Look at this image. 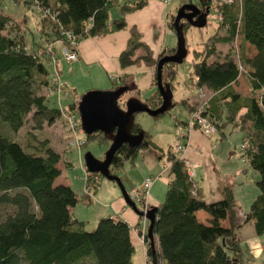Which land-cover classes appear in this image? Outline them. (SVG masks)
Here are the masks:
<instances>
[{"label": "trees", "instance_id": "obj_1", "mask_svg": "<svg viewBox=\"0 0 264 264\" xmlns=\"http://www.w3.org/2000/svg\"><path fill=\"white\" fill-rule=\"evenodd\" d=\"M35 1L53 12L54 20L39 16L37 29L41 35L31 40V45L26 43L19 21L0 11V121L10 130L17 129L31 108V119L36 127L43 120L50 123L61 116L60 106L49 105L47 95L36 92L48 82L44 42L61 37L60 29H69L77 41L85 35H100L121 28L123 14L146 3V0L131 3ZM111 8L117 11L116 15H109ZM220 12L221 19L217 20L214 30L200 41L198 49L191 50L190 79L212 91L208 112L215 117L217 126V118L223 111L230 125L242 132L241 154L247 156L248 165L258 173L255 179L258 192L244 211L235 203L228 185L220 187L219 198L205 201L186 174L185 160L167 145L164 154L169 178L162 198L155 204L151 221L157 249L152 248L150 239L142 231L146 264H150L152 257L155 264H159L158 260L160 264H243L237 256L226 252L235 245L236 228L251 219L255 233L264 231V0L221 3ZM184 26H188L185 21L182 28ZM128 31L126 44L117 54L120 66L139 59L154 64L158 55L173 48L160 47L151 57L147 45L138 38L135 26L131 25ZM237 33L254 48L251 55L242 57V62L232 48ZM219 40L224 41L229 50L220 60H206ZM138 46L143 53L131 57ZM237 62L243 64L249 95H241L230 86L240 72ZM161 72L170 81L174 76L173 63L164 62ZM145 101L149 106L158 104L155 88L154 97H147ZM185 101L186 97L180 99L184 105ZM74 104L72 100L62 108L72 109ZM130 130H140L135 121L131 122ZM90 138L108 142L100 131H93L84 134L82 143ZM38 142V145L32 143L29 149L0 132V264H86V261L89 264H131L133 245L124 219L100 215L93 227L84 229L83 221L68 209L79 198L84 202L90 199L89 186H95L97 173L84 172L83 190L77 196L68 184L52 181L59 173L55 162L61 159L69 165L68 156L54 150L44 140ZM147 145L155 146L144 132L135 146L120 143L111 156L109 170L125 160L133 163L137 149ZM197 210L206 213L204 221L196 217ZM262 260L264 262V258Z\"/></svg>", "mask_w": 264, "mask_h": 264}, {"label": "rangeland", "instance_id": "obj_2", "mask_svg": "<svg viewBox=\"0 0 264 264\" xmlns=\"http://www.w3.org/2000/svg\"><path fill=\"white\" fill-rule=\"evenodd\" d=\"M146 1L147 3L143 4L141 7L129 10L123 14L125 15V23H124L125 27L128 26L130 23H134L136 26L135 27L136 31L139 33L138 38L140 40L142 39L141 41L144 40L143 42L147 45L149 50L150 48L173 46L175 37L172 29L169 27L171 17L170 18L168 17L169 14H172L174 9L177 7L179 0H167V1L146 0ZM0 11L7 13L10 16H13L16 20L19 21L27 44L31 45L32 44L31 40H35L38 36L41 35V32L37 29L40 19L39 11L37 5L33 0H28L27 2L24 0H0ZM116 14L117 11L115 9L113 8L109 9L110 16ZM216 22H217V17L215 13L212 11V9L209 8L205 15V22L203 25L201 26L188 25L187 27L185 26L183 27L184 29L183 39L185 42L186 52L179 62L173 63L174 76L169 81V84L171 86L169 108L165 112L159 114L156 117L141 110L135 111L132 114L133 121H135L138 124L139 128L144 133H147L150 136L149 138H151L153 142L157 145L152 146L153 148H150V146L141 147L133 157L132 159L133 163H131L129 160H125L120 166L112 169V171H114V173L117 174V176L119 177L120 182L126 194L130 198H133L134 191H136L139 188L138 185L140 186V183L144 178V177L142 178V174H144V172L146 171L145 169L147 168V164L150 163V160H147L145 157L148 154L151 155V159L154 160L155 163L156 156L152 154L153 151L150 149H153L155 151L154 152L155 154L156 153L160 154V150H161V155L159 158H161L160 160H162L163 162L166 161L164 154L165 147L169 145L170 150H175L173 147L174 126L172 124L173 123L172 119L173 117H177L181 119L186 117L189 108L192 107V105L195 103L193 95H192L193 100L189 104L188 109L185 107V105L182 102H180L181 98H184L185 96H190V94H192L193 92V88L191 86L192 80L190 79L191 77L190 58L192 57L191 50L198 49L200 47V41L208 33L214 30ZM137 28L140 31H138ZM216 32L220 33V31L218 30H216ZM64 35H66V32L64 33ZM50 42L53 43L54 53H55L58 50L59 44L61 45L62 43L65 42V40L61 42L57 39V37H55V38H51ZM66 44H68V42H66ZM232 48L235 52L234 53L235 55L237 52L241 62L243 56L251 55L254 52V48L250 44H248L245 40H243L240 34H238L234 39ZM74 50L76 51V43L74 46ZM228 50L229 49L224 41H220V40L216 41L215 51L212 54L208 55L206 57V60H211V59L220 60L224 56L225 51ZM59 54L60 55L54 54L55 58L52 55L53 60L55 59V61L53 62V69L51 62L49 63L47 62L46 66L48 69L47 71L48 81L55 76V73L53 72L54 70L57 72V75L59 79L62 81V84L57 90H54L52 88L48 89L49 84L47 86H39L38 89L36 90L37 93H44L47 95L46 102L49 105H54V106L67 105L69 101H72L74 99L76 100L79 94L86 89L89 88L105 89L120 83L118 81L110 82L108 80L107 85H101V86L90 85L91 84L90 80L84 81V78L82 79L73 78L69 81L66 80L63 83L61 77L65 78L66 75L65 73L67 70H65L63 66L62 69H60V72L57 69L59 60L65 61L62 58L60 51ZM48 60L51 61L50 57L48 58ZM241 67H242L241 69L242 71L244 69L243 64H241ZM241 71L237 74L236 76L237 78L231 82L230 86L241 95H249L250 90H249L247 77L245 76L243 71L242 72ZM134 76H137V73H135ZM154 88L155 86L153 85H151L149 88L148 87L142 88L140 90L139 96H145L146 94L151 92L152 89ZM257 91L258 90L255 91L256 95H258ZM120 96L121 97L118 99L119 105H121L120 100L123 99L124 96H126L125 91L122 92ZM31 113H32V108L25 113L22 123L15 130L8 129L6 125L0 121V132L5 134L8 138H12L14 140L19 141L24 147H27L29 149L31 148L30 145H32V143L38 145L39 140H44L45 144L48 145L49 143V145L51 144V146L58 148V150H60L61 149L60 147L64 145L65 149L62 150L66 151V153L64 154L68 156L71 166H69L68 168H64L62 170V174L66 177V179H70L73 182H78L76 187L73 185V188L75 194L79 196L80 192L82 191V189L80 188L82 182L74 178L73 175L80 174L79 176H81L82 171L84 172L82 167L79 166L80 157L83 151L85 150H89L94 156L100 157L103 153V150L106 147L105 143L99 142L96 139H91V138L87 139L82 143V141L84 140V134L80 131L74 134L73 136L70 132L68 122L65 121V119L62 116L56 117L50 123H46L43 120L41 124L38 127H36L34 126V121L31 119ZM217 119H218L219 128H217L215 131L209 132L210 134L206 133L209 134L212 140L211 143H209L208 149L202 151V153H205V155L209 158L207 161L209 164L211 163L213 165L212 169L215 171L217 169H220L221 166L224 164L222 157L223 155L226 156L227 154L226 148H230L234 153L235 157L239 160L238 163L242 168L244 166L243 165L244 161L241 159L242 154L239 147L242 132L238 128L234 126L233 127L230 126L228 121L223 117V111L219 116V118ZM193 129L196 128H192V130ZM221 131L222 133L220 134ZM72 137L75 139L77 138L80 141L79 145L75 144L73 146L72 145L66 146L67 141L69 139H72ZM58 161H60V164L62 163L63 165H65V163L61 161V159H59ZM159 162L157 165L158 168H160ZM210 168L211 165L209 166L207 165L205 166L204 170L200 171L201 179L198 178V181L200 180L198 185L201 186L203 190L208 188L211 189V186L214 183V175H213L214 173L213 170H211ZM252 173H256L255 178H257L256 177L258 175L257 171H255L250 167L246 168V170L241 169L237 175L233 176L234 178H236L233 183L234 191L232 193L234 197V201H236V203L245 210L247 209L250 200L252 199L251 197H249V195L252 193L253 194L256 193L255 191L257 189V186L254 182L255 178L253 177ZM220 174L221 172L218 173L217 175ZM159 176L161 177L156 178L150 184V187L152 185V189L154 187L159 188V185H162L161 181H164L166 185V181L169 178L168 173L165 170H163V172ZM94 182H95V186L94 187L89 186L90 187L89 190L91 193L97 194L96 195L97 199L95 202H106L108 200L109 195H111L110 194L111 187L119 192V188L113 180L106 179L99 173L95 175ZM160 190H161L160 192H162V189ZM118 195H120V193H118ZM91 201L93 202L90 203L84 202L81 198H79L73 204V208H72L73 213L71 214L73 216H81L80 218L83 221L82 228L84 229H90L91 227H93L97 218V217H93V213H95L96 209L94 210V208H92L94 200ZM90 204L92 205L90 206ZM135 205L138 206L139 203L135 201ZM88 206L90 207L88 208ZM109 208L113 210V207H109ZM129 215L132 218V214ZM146 224H147V220H145V226ZM141 227L142 226H141L140 218L138 219L136 226L134 225L133 227L135 228L134 229L135 231H133L131 225L132 231H130V237L133 245L131 253L134 264H136L138 258L140 261L139 264H141L142 262L140 260L141 246L139 244L140 242L138 241L137 236L140 239L141 237L140 234L138 235L136 231V228L140 229ZM239 233H240L239 237H236V242L235 245H233V248L232 249L227 248L226 252L228 254H234L235 256H237L243 264H264L262 260L264 258V249H262L260 245L261 233L259 234L255 233L252 225L249 222L243 224L241 228V232ZM149 241L151 242L152 248L157 249V243L154 234L152 235ZM86 264L89 263L86 261Z\"/></svg>", "mask_w": 264, "mask_h": 264}, {"label": "crops", "instance_id": "obj_3", "mask_svg": "<svg viewBox=\"0 0 264 264\" xmlns=\"http://www.w3.org/2000/svg\"><path fill=\"white\" fill-rule=\"evenodd\" d=\"M146 3H147V1H146ZM123 18H124V23H125V15H123ZM131 25L135 26L134 23H130L126 27L124 25L121 28L108 31V32H105V33L100 34V35H85V36L77 38V41H76V51H77L76 52V58L71 60V61L59 60L58 66L56 64L59 72H60V69H62V66H63V68H65V70H67L65 73L66 74L65 78L60 76L63 80V83H64V81H66V80L69 81L73 78H76V79L84 78V81L90 80V82H91L90 85H99V86L107 85L108 80L110 82L118 81L120 83H124L125 85H127L125 95H134L141 100H145L147 97H154V89H152V91L149 92L148 94H146L145 96H139L140 90L142 88H147V87L149 88L151 85L154 86V77H153V75H154V64H148V63L143 62L142 59H139L137 62H131V63L126 64L124 66H120L118 63V60H117V54L126 44V40H127L128 35H129L128 29ZM138 31H140V30L138 29ZM159 48L160 47L150 48L151 57L155 56V54ZM142 53H143L142 47L138 46L133 50V54L131 55V57H134L135 55L142 54ZM135 73H137V76H134ZM163 79H165V78L163 77ZM231 82H230V84H231ZM191 86H192V84H191ZM148 90H150V89H148ZM192 95L193 94H190V96H185L187 99L186 100L187 104H185V107L187 109H188L189 104L193 100ZM73 101H75V99ZM154 117H156V116H154ZM174 118L178 119L177 117H173V119ZM179 119L182 120L181 118H179ZM218 128H219V125H218ZM221 133H222V131L220 132V134ZM209 134L204 135L196 129H193V130L190 129L187 132L188 142L184 145V147L182 148L181 153H180V155H181L180 157H182L185 161L193 162L195 164L193 167V174L191 176L192 177L191 179L194 183V186L197 187L198 191H200L201 197L205 201H211V200H215V199L219 198L220 197L219 189L222 185H228L231 188L232 193H233V191H234L233 190V185H234L233 183L236 179L233 176L237 175L241 169L246 170V168L250 167L248 165V161L247 160L245 161L241 158L244 161L243 162L244 166L241 168L240 164L238 163L239 160L235 157L232 150L230 148H226L227 154H226V156L223 155V157H222L224 164L221 166L220 169H217L214 171L212 169L213 165L211 163L209 164L207 161L209 158L205 155V153H202V151L208 149L209 143H211L212 138L209 136ZM220 139H222V138H220ZM152 142H153V140H152ZM48 145H49V143H48ZM105 145H107V143ZM156 145L157 144H155V146ZM49 146L52 147L54 150L61 152L62 154L66 153L65 150H62V149H65L64 145H62L60 147L61 149L59 148L60 150H58V148L51 146V144ZM66 146H69V145L66 144ZM148 146H150V148H153L151 145H147L145 147H148ZM157 147H159V146H157ZM159 148H161V147H159ZM139 149L140 148L137 149V152ZM150 150H152L153 151L152 154L156 156L155 163H154V160L151 159V155L148 154L145 157L147 160H150V163L147 164V168L145 169L146 171L144 172V174H142V178L146 177V176L150 177V182H149L148 187H147L146 203H147V205H150V204L155 205L162 198V195L164 192L165 182L161 181L162 185H159V188L154 187L153 189H152V185L150 187V184L156 178L161 177L159 175H161L163 170H165L168 173V162L167 161L163 162L162 160H160L161 158H159V157L161 155V150H160V154H157V153L155 154L154 153L155 151L153 149H150ZM81 160H82V158L80 157L79 166L82 167V169L84 170ZM158 162L160 164L159 165L160 168L157 167ZM55 165L59 168V173L53 178V180H52L53 183L61 182V183L68 184L72 188V190L74 191L73 185L76 187L78 182H73L70 179H66V177L62 174V170L64 168H68L69 166H71V164L63 165L62 163L60 164V161L57 160L55 162ZM207 165L208 166L211 165L210 169L213 170L214 183L211 186V189L208 188V189L203 190L201 188V186L198 185L199 181H200V180L198 181V178L201 179L200 171L204 170L205 166H207ZM220 172H221V174L217 175ZM79 175L80 174H76L73 176L78 181L83 182L84 172L82 171L81 176H79ZM252 175L255 178L256 173H252ZM218 176H220V177H218ZM255 179H254V182H255ZM138 187H139V185H138ZM80 188L83 190V183L81 184ZM160 189H162V192H160L161 191ZM110 191H111V193H110L111 195H109L108 200L106 202H95L97 199L96 193H91L90 199L86 202L90 203V202H93L91 200H94L92 208H94V210L96 209V211H95V213H93V217H98L100 215L108 214L112 217H121L122 219H124L127 222V224L129 225L128 234H130V231H132L131 225H132L133 231H135L134 230L135 228H133V227H134V225L136 226V223L138 222V219H139L138 215L136 213H134L133 210L128 205H126L124 203L123 198L121 197V195H118L119 192L117 190H114L111 187ZM209 191H210V193H209ZM255 192L256 193L258 192V188L256 189ZM256 193L250 194L249 197L253 198ZM207 197H210V198H207ZM235 203H236V201H235ZM91 205L92 204H90V206ZM90 206H88V208ZM237 206L239 207L240 210H242V211L245 210L244 208H242L238 204H237ZM109 207H113V210H111ZM72 208H73V205L68 207V209L70 210L71 213H73ZM129 214H132V218L130 217ZM195 215L201 221H204L207 217L206 213H204L202 210L195 211ZM74 217L81 220V218H80L81 216H74ZM145 220L146 219L143 220L144 226H145ZM247 222H249L252 225L251 219H248V220L242 222L235 230V236L236 237H239V234H240L239 232H241V228H242L243 224H245ZM144 230H145V227H144ZM154 237L156 239L155 234H154ZM137 238H138V241L140 242L139 244L141 246V259H140L142 261L141 264H146V256L144 253V243H143V241H141V239L138 236H137ZM130 239H131V237H130ZM131 243H132V241H131ZM139 262L140 261L138 258L136 264H139ZM131 264H134L132 253H131Z\"/></svg>", "mask_w": 264, "mask_h": 264}, {"label": "water", "instance_id": "obj_4", "mask_svg": "<svg viewBox=\"0 0 264 264\" xmlns=\"http://www.w3.org/2000/svg\"><path fill=\"white\" fill-rule=\"evenodd\" d=\"M206 13L207 5L197 8L193 4L182 3L174 9L170 20L175 37L173 48L170 52H163L158 55L154 62V86L159 95V102L155 106H149L145 100H141L134 95L124 96L120 100L121 105H119L120 94L127 89V85L124 83L105 89H86L75 100L74 109L82 133L100 131L108 141L100 157L94 156L89 150L83 151L81 158L84 170L97 172L117 184L124 203L134 213L147 220L144 233L149 239L152 237L151 221L155 205H147L145 209L137 208L133 199L126 194L117 174L110 171L108 165L114 150L120 143H125L128 147L135 146L143 136L141 129L130 130L133 121L132 114L135 111L141 110L152 116H157L169 108L171 88L169 81L164 80L162 77L161 66L164 62H179L186 52L183 39V20L187 25L201 26L205 22ZM149 244L151 245L150 241ZM150 264H155L153 257Z\"/></svg>", "mask_w": 264, "mask_h": 264}, {"label": "built area", "instance_id": "obj_5", "mask_svg": "<svg viewBox=\"0 0 264 264\" xmlns=\"http://www.w3.org/2000/svg\"><path fill=\"white\" fill-rule=\"evenodd\" d=\"M35 4L38 7L39 11V16H45V17H50L51 20H54V14L53 12L49 11L48 8L43 7L39 5L35 0H33ZM123 2H134L138 0H120ZM161 1H167V0H161ZM231 1H235V3H239L240 0H179V3L177 4L180 5L182 3H190L196 6L197 8H202L203 5H207V10L210 8L212 11L215 13L217 20L221 19V12H220V4L221 3H229ZM89 19V18H88ZM87 20V19H86ZM59 32L61 33V37L57 38L59 41L63 42L61 45L59 44L57 52L54 53V46L53 43L50 41H46L43 43L42 49H44L46 55L48 58L50 57V60L47 61L48 63L51 62L52 69H53V57L55 58V55H60L59 51L62 55V58L65 61H71L76 58V51L74 50V46L76 43V35H74L69 29H60ZM66 32V35L64 33ZM68 42V44H66ZM234 42V41H233ZM38 50V48H37ZM55 54V55H54ZM237 67L238 70L241 71L242 67L241 64L237 62ZM55 73V76L50 79L45 86L48 84V89L52 88L54 90H57L60 85L62 84V81L59 79L57 72L53 70ZM192 88H193V97L195 103L192 105V107L189 108V111L187 113V116L182 119H173V126H174V133H173V139H174V149L178 156H181V150L184 147V145L188 142L187 140V132L192 129L196 128L198 129L201 133L206 134L212 131H215L218 126L216 124V119L213 116V114L208 112V107H209V98L212 94V91L205 87L202 84H196L192 82ZM48 92V91H46ZM59 106V105H58ZM64 105L60 106L61 108V116L65 119V121L68 122L70 132L74 136V134L78 133L81 131L78 118L76 115V111L74 107L72 109H64L62 108ZM82 132V131H81ZM80 141L76 138L69 139L67 141V145L73 146L75 144L79 145ZM240 149H242L243 145L242 143H239ZM243 160H247L246 155H241ZM83 165V164H82ZM193 162H188L185 161V171L188 177H191L193 174V167H194ZM84 168V167H83ZM85 172V170H84ZM150 182V177L146 176L142 179L139 188L134 191L133 193V201H137L139 205L137 208L139 209H145L147 207L146 203V196H147V187ZM193 192V189L191 190ZM141 217V218H140ZM140 221H141V228L138 229L136 228L137 234H140V237H142V231L144 230V224L143 220L145 219L144 217L140 216ZM140 232V233H139ZM260 245L261 248L264 249V231L261 232V240H260ZM160 260H158V263L160 264Z\"/></svg>", "mask_w": 264, "mask_h": 264}, {"label": "bare ground", "instance_id": "obj_6", "mask_svg": "<svg viewBox=\"0 0 264 264\" xmlns=\"http://www.w3.org/2000/svg\"><path fill=\"white\" fill-rule=\"evenodd\" d=\"M179 119V118H178ZM180 120V119H179ZM218 122V121H217ZM244 149V148H243ZM65 167V166H64ZM192 178V177H191Z\"/></svg>", "mask_w": 264, "mask_h": 264}, {"label": "flooded vegetation", "instance_id": "obj_7", "mask_svg": "<svg viewBox=\"0 0 264 264\" xmlns=\"http://www.w3.org/2000/svg\"><path fill=\"white\" fill-rule=\"evenodd\" d=\"M183 21H185V20H183Z\"/></svg>", "mask_w": 264, "mask_h": 264}]
</instances>
